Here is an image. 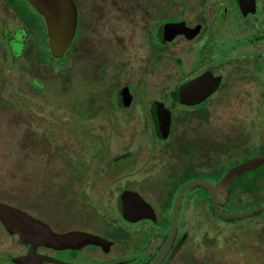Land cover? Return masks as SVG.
<instances>
[{
  "label": "flooded vegetation",
  "instance_id": "1",
  "mask_svg": "<svg viewBox=\"0 0 264 264\" xmlns=\"http://www.w3.org/2000/svg\"><path fill=\"white\" fill-rule=\"evenodd\" d=\"M72 1L77 11L75 32L69 46L60 57L51 54L45 20L39 13L38 20L43 40L47 42L51 58L58 59L57 63L51 64L33 54L39 50L40 41L27 31L20 16L6 4L5 0H1L3 7L17 22L9 25V28L3 26L0 28L3 43V46L0 44V63L4 71L8 72L13 68V64L5 62L8 57L12 63L14 60L20 62L14 96L22 94V106L28 125L32 126V123H35L41 128L39 108L42 105L36 104L35 108L29 105L30 94L37 96L41 92L34 82L46 81L54 72L62 73L66 79H69V74L71 76L78 74L92 91L97 89L102 93L101 103L97 102L93 110L87 114V122L90 125L88 130L94 132L93 136L104 139L110 123L124 128L127 126L122 125L124 122L135 127H147L149 132L141 148L145 151L144 148L148 147L150 152L163 149L165 152L160 154L159 159L165 162V166L157 167V162L152 158L154 163L143 167L142 162L145 163L143 152L137 149L130 150L128 144L123 142L125 135H117L116 140H111L108 136V145L101 154L98 145L90 146L92 138L82 136L77 140L82 141L81 149L84 152L80 154L83 155L85 162L75 168L44 170V173L38 175L39 178L42 177L44 184L40 190L36 184L28 183L30 177H26V169H23L22 185L11 183L13 177L9 175L6 182L0 183V203L20 209L44 223L48 231L62 240L52 241L46 237L49 235H34L39 241L38 239L28 241L26 238L29 235L24 237L10 230L0 218V264H152L167 238L177 192L187 181L201 179L190 178L189 171L182 168L181 162L179 167H168L170 160L175 159L169 152L174 148L171 139L172 128L177 121L185 122L197 115L206 118L208 102L218 92L235 87L239 81L254 79L255 69L258 74L264 71V0H219L210 21L204 23L203 16L199 14L193 24L168 10L164 13L159 12V0H150L151 2L145 5L151 7L145 6L138 10L139 15L144 16L140 19L143 24L138 25L135 46L129 49L127 57L118 54L119 47L112 53L106 47L94 52V46H90L92 41L88 35L90 23L88 15L85 14L86 8L80 0ZM199 3L206 4L207 0H199ZM183 4L186 5H182V9L187 8L188 3ZM243 8L249 10L243 11ZM181 21L194 30L197 27L192 36L177 33L170 40H165L164 24ZM211 24H215L216 40H222L218 34L220 27L232 28L243 34L233 38L230 36L232 38L230 48L223 45L218 50L215 49L210 56L207 55V50L211 49L207 28ZM244 35L247 36L243 38L245 40L240 38ZM176 44L178 45L174 48ZM207 71L213 76L220 77L217 88L198 103L180 102V86ZM138 91L140 97L137 96ZM111 96L114 104L110 102ZM40 100L43 99L39 98L38 102ZM161 106L169 113V129L166 136H162L160 131ZM31 111L36 113L31 114ZM115 111L118 112L117 117L111 118L113 115L110 113ZM123 112L127 115H122ZM156 139L158 144L155 142ZM163 141H167L165 145L162 144ZM115 143L116 148L121 151L112 153ZM183 143L182 151L185 150L187 143L198 145V150L203 146L200 139H190ZM92 148L96 151L94 152ZM250 149L244 146L239 156L242 153L244 156ZM148 155L152 156L153 152ZM256 155H248L245 159L233 157L225 162H218L222 165L219 167L214 165L218 164L217 161L212 165V161L209 160L211 168L208 172L213 180H205L216 184L229 168ZM94 157L102 160L109 157L110 161L98 164ZM227 162L224 173L216 180L214 175ZM206 164L204 162V167H209V164L207 166ZM197 168L194 167L195 170ZM189 190L190 188L181 198L177 228L171 246L156 264H162L178 243L170 264H176L179 259L181 264H190L191 259L197 264H211L202 254L201 257L193 255L204 242L197 237L192 239L191 235V223L205 222L200 214L201 209L205 208V203L208 210H211L206 198L200 196L196 197V206L192 207ZM171 192L175 193L172 202L169 203ZM135 193L148 203L152 210L140 207L126 211L123 207L124 200H134ZM150 194L155 198L165 197L161 209H157L148 199ZM209 196L212 207L210 193ZM52 197L56 198L55 201L50 200ZM228 197L229 194L225 202L218 203L220 210L228 201ZM36 204L46 205L47 208L38 209V205L34 210L32 207L35 208ZM139 214L147 216L140 217ZM196 238L199 242H193L195 249H191L189 243ZM262 251L264 252L263 249Z\"/></svg>",
  "mask_w": 264,
  "mask_h": 264
},
{
  "label": "rangeland",
  "instance_id": "2",
  "mask_svg": "<svg viewBox=\"0 0 264 264\" xmlns=\"http://www.w3.org/2000/svg\"><path fill=\"white\" fill-rule=\"evenodd\" d=\"M80 1L84 4L85 14L89 18L90 33L88 35L92 41L90 46H94V52L106 47L112 53L114 50L116 52L119 47L118 54L121 57L124 55L127 57L129 49L135 46L134 39H136L135 36L139 30L138 25L143 24L140 19L144 16H140L138 10L145 6L151 7V5H145L150 0ZM218 1L207 0V3L204 4L199 3V0H177L176 2L159 0L158 10L163 13L168 10V12L177 14L182 19H186L189 24L195 23L196 16L200 14L204 18L202 19L205 21L204 23H207L211 20L213 9ZM183 2L188 3L185 9H182V5H186ZM230 17L234 18L233 15ZM16 22V19L8 13L0 0V28L1 26L9 28V25H14ZM207 29L211 45V49L207 50V55L210 56L215 52V49L218 50L223 45L230 48L232 38L243 34L232 28L220 27L218 34L222 40H216L215 24H211ZM240 38H247V36L244 35ZM0 44L3 46L1 34ZM177 45H174V48ZM5 62L13 64V68L6 72L0 63V183L6 182L9 175H12L11 183L22 185L24 183L23 169H26V177H30L28 183L36 184L37 189L40 190L44 184L42 177L39 178L38 175L44 173V170L75 168L85 162L83 155L80 154L83 151L81 149L82 141L77 140L82 136L92 138L90 146L98 145L101 154L105 146L108 145V136L111 140H116L117 135H125V139H121V141L128 144L130 150L137 149L143 152L145 158H143L145 163L142 162L143 167L149 166L151 162L154 163L152 158L157 162V167L165 166V162L159 159L160 154L165 152L163 149L153 150V155L149 156L148 154L152 153L151 150L145 147V151H143L141 148L149 132L147 127H135L131 123L124 122L125 124L122 125H127L124 128V126L110 123L109 130H106L108 134L104 139H97L93 136L94 132L88 130L90 125L87 122V114L93 110L97 102L101 103L102 93L97 89L92 91L78 74L71 76L68 73L69 79H66L62 73L54 72L48 80L41 83L34 82L36 87L41 89V96L31 93L29 105H32L33 108L36 104L42 105L40 108L38 106L42 120H40L41 128H38L35 123H32V128L28 125L26 113L23 111L22 94L14 96L17 87L16 77L20 73L18 67L20 62L14 60L12 63L9 57ZM48 62L55 64L58 61L51 58ZM256 71L255 69L254 79L239 81L235 87L218 92L208 102L206 118L197 115L185 122L177 121L171 133L172 144L176 150L174 148L169 150L172 153V158L175 159L170 160L171 163L169 162L168 167H179L181 162L182 168L188 170L192 177L213 180L212 175L208 172L211 168L210 161L213 165L216 161L222 163L233 157H243V153L240 156L239 154L244 146L251 148L248 151L249 154L256 155V147L260 144L264 146V71H260L259 74ZM258 75L259 78H257ZM137 96L140 97L139 91ZM39 98L43 100L38 102ZM110 102L114 104L113 96L110 97ZM166 102L168 103V101ZM35 113V111H31V114ZM110 114L113 115L110 116L111 118L117 117L118 112ZM122 115L126 116L127 113L123 112ZM71 128H73V133ZM190 139H200L203 146L198 150V145L187 143L185 150L182 151L183 142ZM155 142L158 144L157 139ZM166 142L163 141L162 144L165 145ZM116 147L117 144H113L112 153L121 151ZM92 149L94 152L96 151L95 148ZM109 157L104 160L95 157L94 159L98 164H101L102 161L105 164L110 161ZM204 162L209 164V167H204ZM220 163L214 165L222 166ZM227 165L228 162L223 167ZM131 166L134 165L131 164ZM135 166L138 167V165ZM194 167L199 168L195 170ZM188 193L192 207L196 206L197 196L207 199L206 194L197 185L190 188ZM55 199L50 198L51 201H55ZM148 199L157 209H161L165 197L155 198L150 194ZM259 201L260 204H263L264 198ZM38 205L36 204L35 208H32L36 210ZM252 207L255 205L232 201L223 205L221 210L234 213ZM46 208V205L38 207V209ZM201 211L200 214L204 217L205 222H201L203 224L199 227L198 225L201 223H191V235L192 239L200 238L204 245L201 244L200 248L193 252V255L201 257L200 254H202L211 264H264V252L262 251V249L264 250L263 211L256 212L254 216L253 213L229 220L213 215L208 210L207 203ZM196 212L198 213V210ZM197 238L189 243L191 249H195L193 242H199ZM228 238H232V240H228ZM189 263L197 264L192 259ZM176 264H181L180 259Z\"/></svg>",
  "mask_w": 264,
  "mask_h": 264
},
{
  "label": "water",
  "instance_id": "3",
  "mask_svg": "<svg viewBox=\"0 0 264 264\" xmlns=\"http://www.w3.org/2000/svg\"><path fill=\"white\" fill-rule=\"evenodd\" d=\"M28 2L43 16L45 20L48 43L52 56H62L69 46L75 32L77 11L74 2L72 0H28ZM246 10L249 9L243 8V11ZM163 29L165 40H170L177 33L192 36L195 32L194 29L187 27L182 21L166 23L164 24ZM219 79L220 77L213 76L211 72L207 71L199 77L182 84L179 90V101L184 104H195L204 100L217 88ZM159 122L161 135L166 136L169 129V113L164 108L162 109V106ZM261 164H264V154L249 157L248 159L232 166L223 174L221 179L216 184H213L205 179H192L184 183L175 197L172 210V220L167 238L158 251L152 264L159 263L161 258L169 250L177 228L181 198L184 192L194 185H201L209 191L213 210L220 218L226 220L236 219L259 211H264V204L234 213L224 212L218 207V203L225 202L227 198L229 182L237 174L254 169ZM135 196L136 198L134 200L124 198L125 202L123 207L126 208V211H132L139 209L140 207L144 210H152L150 205L146 203L138 194L135 193ZM138 216L144 217L147 215L139 214ZM0 218L10 230L17 232L19 235L24 237H26L25 235H29V237L26 238L28 241L33 242V240H37V236L34 235H49L46 237L52 241H56L57 239L59 241L62 240L61 238L56 237L53 232L48 231V227L44 223L12 206L0 203ZM178 245L179 243L172 249L170 255L162 264H170Z\"/></svg>",
  "mask_w": 264,
  "mask_h": 264
},
{
  "label": "trees",
  "instance_id": "4",
  "mask_svg": "<svg viewBox=\"0 0 264 264\" xmlns=\"http://www.w3.org/2000/svg\"><path fill=\"white\" fill-rule=\"evenodd\" d=\"M170 1L176 2L177 0H170ZM5 2L10 8H12L16 12V14L20 16V19L27 28V31L30 34H32L36 40L40 41L39 50L33 54L37 55L38 57H42L46 62H48L49 59H51V54L49 52V48L46 40H43V32L40 29V24L38 20L39 13L26 0H5ZM161 21L162 20H160V22ZM53 59L58 60L55 58ZM263 152H264L263 144L258 145L256 149V154H261ZM248 155L251 154L245 152L243 158L245 159ZM225 169L226 168L223 167L217 171V173L214 175L216 180H218L221 177ZM189 177L192 178L191 175ZM199 187L206 194L207 196L206 200L208 202L210 210L212 214L215 215L210 204V196L208 191L201 186ZM174 193L175 192L170 193L169 203L172 202ZM228 194L229 197L226 204L235 201L240 204H251L255 206L259 205L260 204L259 200L264 198V164H261L252 170L242 172L237 176H235L234 179L230 182L228 188ZM254 215L256 214L254 213L253 216Z\"/></svg>",
  "mask_w": 264,
  "mask_h": 264
}]
</instances>
